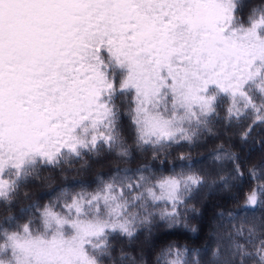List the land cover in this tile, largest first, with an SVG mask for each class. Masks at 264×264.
Instances as JSON below:
<instances>
[{"label":"snow or ice","instance_id":"1","mask_svg":"<svg viewBox=\"0 0 264 264\" xmlns=\"http://www.w3.org/2000/svg\"><path fill=\"white\" fill-rule=\"evenodd\" d=\"M234 124L245 142L264 128V0H0V206L86 154L152 161L0 215V264H147L124 245L179 228L205 183L173 152ZM214 160L231 166L225 187L243 186L235 152L221 144ZM247 172L229 224L264 212V160ZM228 239L227 259L217 247L207 264H264V221L232 224ZM204 252L168 244L156 264H202Z\"/></svg>","mask_w":264,"mask_h":264},{"label":"trees","instance_id":"2","mask_svg":"<svg viewBox=\"0 0 264 264\" xmlns=\"http://www.w3.org/2000/svg\"><path fill=\"white\" fill-rule=\"evenodd\" d=\"M246 125L234 124L227 130L215 126L211 133H206L195 146H184L173 152V156L184 154L195 164L193 171L201 174L205 183L195 190L187 201L186 209H181L185 219L179 228L168 229L164 226L154 227L151 234L143 232L129 247L124 245L126 252L139 257L143 250L147 264H156V256L168 244L187 246L190 249H201L207 246V252L201 253L202 264H207L211 253L217 247L220 249V260L227 259L229 233L232 224L245 227L260 224L264 221V212L256 211L241 215L228 223L229 213L235 217L236 210L244 203V193L248 191L252 182L247 179L248 168L264 160V148L260 146L264 141V128L256 127L248 137L247 142L241 140ZM227 141V143H226ZM235 152L243 161L242 171L245 175L243 186L240 181L231 180L225 187L221 177L227 176L230 165L221 167L220 162L214 160L219 145ZM118 151V150H117ZM150 155L134 153L131 160H121L115 152L102 150L98 153L86 154L80 159L65 161L57 168L44 169L23 186L10 210L0 206V215H19L21 209H26L33 203H47L54 199L59 190H78L82 185L93 184L98 177H106L116 168L135 169L143 164H151ZM159 163V161H157ZM173 157L168 158L171 166ZM27 193V196L24 193ZM118 255V253H117Z\"/></svg>","mask_w":264,"mask_h":264}]
</instances>
